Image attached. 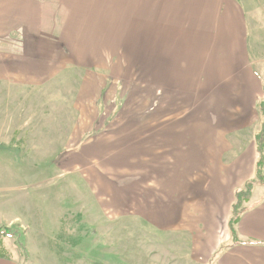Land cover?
<instances>
[{
    "label": "rangeland",
    "instance_id": "obj_1",
    "mask_svg": "<svg viewBox=\"0 0 264 264\" xmlns=\"http://www.w3.org/2000/svg\"><path fill=\"white\" fill-rule=\"evenodd\" d=\"M12 4L0 0V228L9 229L0 232V264H213L221 244L238 237L228 230L230 196L221 199L216 185L227 179L239 191L256 181L249 178L264 153H254V140H263L250 135L264 118L243 138L216 137L215 122L192 123L203 106L142 91L139 59L122 67L125 51L103 79L96 74L100 86L108 78L120 86L115 99L114 92L100 98L82 86L98 69L91 45L78 71L64 59L69 35L77 38L64 15H75L76 5H21V13L33 7L34 18L20 26L11 25L20 11L6 18ZM259 5H246V16L264 75V0ZM13 77L19 89L3 84ZM142 142L148 148L135 154Z\"/></svg>",
    "mask_w": 264,
    "mask_h": 264
},
{
    "label": "crops",
    "instance_id": "obj_2",
    "mask_svg": "<svg viewBox=\"0 0 264 264\" xmlns=\"http://www.w3.org/2000/svg\"><path fill=\"white\" fill-rule=\"evenodd\" d=\"M258 3L257 0H13L11 6L7 5L10 11H6V18L18 16L20 11L21 19L20 15L13 18L18 21L11 25H31L33 7L28 8L29 13H21V5H76L75 15H64L69 18L67 25L72 28L75 24L73 30L77 32L76 39L74 34L68 37L64 59L72 70L78 71L75 65L77 61L85 64L87 54L84 50L86 45H91L89 55H95L96 62L93 60V63L95 68L98 67L91 71L93 75L83 77L82 86L98 93L100 98L107 94L109 99V93L114 92L112 97L115 99L119 83L108 78L100 86L96 74L103 79L111 70L110 61L125 51L124 61L120 59L122 67H132L131 59H139L140 88L153 89L154 101L164 98V93L159 97L154 91L160 89L169 92L168 96L175 102L182 100V95L186 96L190 103L192 100V106H203L199 112L195 110V115L200 116L192 117V123L215 122L219 127L210 132L216 137L243 138L246 131L261 123L263 117L260 103L264 99V75L249 47L246 16V5H257L261 9L262 5ZM66 31L67 28L63 32ZM138 43L140 53L133 55L132 49L138 47ZM126 44H129L127 48ZM97 49L101 51L96 56ZM9 51L4 49L6 53ZM12 53L21 56L20 49ZM17 62L12 61L14 65ZM12 71V74H21L20 67L14 66ZM88 76L92 77L87 79ZM3 84L13 89L21 87L15 77L12 83ZM256 130L261 133L259 126ZM195 132L192 128V138L198 137ZM256 132L250 135L253 140L258 135ZM257 143L261 146L263 143L254 140V153L260 155L264 153V145L259 149ZM148 146L142 142L135 154L138 150L144 152ZM234 163L240 168L244 165L239 158L234 159ZM218 164L224 169L223 164ZM253 171L249 179L256 177L257 171ZM236 185L227 179L216 185L221 199L229 200L230 196L229 208L241 187H228ZM249 200L234 225L237 240L221 242L222 248L213 264H264V182L254 187ZM13 219L14 215L10 216L7 223ZM228 230L232 234L231 227ZM204 232L208 233L206 227ZM209 243L207 249L213 244ZM200 264L212 263L205 260Z\"/></svg>",
    "mask_w": 264,
    "mask_h": 264
},
{
    "label": "trees",
    "instance_id": "obj_3",
    "mask_svg": "<svg viewBox=\"0 0 264 264\" xmlns=\"http://www.w3.org/2000/svg\"><path fill=\"white\" fill-rule=\"evenodd\" d=\"M260 109H261V112H262V115H263V118H264V101H262L260 103ZM263 126H264V122H263ZM264 128L263 130L261 131V133L258 135L260 136V139H262L264 141ZM256 136V138L258 137ZM263 141H260L263 142ZM264 143V142H263ZM261 159H260V162L257 163V165H261L259 167H257V177H256V181H249L247 184H246V189L245 190H239V191H236L235 193V197H236V201L234 202V205H233V213H232V216L230 218L231 222L230 221V224H231V229H232V232L233 234L236 235V231H235V228H234V225H235V222L237 220V218L239 217V215L245 210L246 206H243V203L246 201H248L252 195V191L254 189V187L257 185V184H260V183H263L264 182V174L262 175V172L264 171V162H262V160L264 159V155L261 154ZM244 199V200H243ZM233 224V225H232ZM234 228V230H233ZM1 231H4L6 233H8L9 229L6 228V227H2L0 228V232ZM1 234V233H0ZM237 239L234 237V241H236Z\"/></svg>",
    "mask_w": 264,
    "mask_h": 264
}]
</instances>
